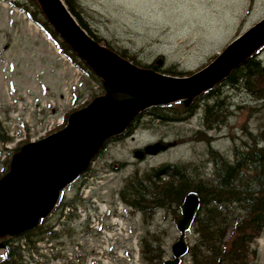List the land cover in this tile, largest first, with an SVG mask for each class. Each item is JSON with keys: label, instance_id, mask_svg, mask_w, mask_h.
I'll return each mask as SVG.
<instances>
[{"label": "rangeland", "instance_id": "374dc122", "mask_svg": "<svg viewBox=\"0 0 264 264\" xmlns=\"http://www.w3.org/2000/svg\"><path fill=\"white\" fill-rule=\"evenodd\" d=\"M80 2L95 33L112 47L129 50L131 54L138 56L142 65H152L160 61L164 69L178 64L183 71H195L205 66L238 35L264 18V0ZM260 55L264 59V51ZM82 77V71L59 53L57 46L36 23L29 20L19 9L13 8L11 0H0V121L15 139L14 143L7 146L10 151L64 129L66 117L69 118L67 114L86 107L85 103L90 102L91 97L74 104L73 90L79 86ZM83 89L81 88L78 94ZM229 96L230 114L227 113L224 122L219 125L221 130L214 128L210 131L203 128L202 132L206 140L224 154L233 144L243 147L242 143L247 138L248 130H264V102L260 105V110L254 111L253 107L258 105L254 104V101L253 105L242 107L243 110H239V115H236V104H240L239 94L231 91ZM196 122L197 116L180 123L155 122L153 126H149L152 131L139 128L136 133L130 134L121 142L109 144L103 156L93 163L98 176L87 181V188L83 191L81 186L78 192V186L71 185L66 189L67 198H73L76 193L79 196L84 194L80 196L83 205L79 213H87L85 219L76 222L77 225H82L83 230L79 229L77 238L65 239L66 247L61 248L62 254L77 252L74 247L76 245L81 246L78 254L83 252L88 255L92 252L93 257L97 253V241L102 240L101 236L105 238L107 234H101L97 227L88 224L89 218L96 217L100 219L99 226H109L110 230L114 229L116 232L111 234V239L115 240L110 243L108 250L114 258L121 260L118 261L119 264H140L137 247L143 233L142 217L123 205L117 192L123 186L124 178L135 170L143 172L164 163L184 162H191L199 169L202 164L205 168L208 167L209 162L205 156L207 145H198L205 138L194 140L197 141L196 148L187 144L191 140L189 138L183 140L185 145L178 144L175 140L178 137H189ZM210 135L226 137L212 143L213 138ZM160 138L171 144L169 150L157 156L149 155L146 160L135 157L136 150L152 145ZM246 145L249 146V143ZM9 152H5L2 157L0 154L2 177L6 175L3 173L7 163L14 156L12 151L10 155ZM200 160L203 162L200 163ZM106 168L115 170L108 171ZM154 222V228L170 230L169 239L165 240V260L171 259V247L178 240L179 232L174 222L169 223L164 213H158ZM187 240L191 241L190 234ZM49 244L45 242L42 246L49 247ZM101 244L102 242H99V245ZM255 246L259 250V263L264 264V232ZM102 247L103 245L99 246V252L104 250ZM133 252L131 260L129 257ZM62 263L65 264L64 259L57 264ZM183 264L190 263L185 258Z\"/></svg>", "mask_w": 264, "mask_h": 264}, {"label": "trees", "instance_id": "16d2710c", "mask_svg": "<svg viewBox=\"0 0 264 264\" xmlns=\"http://www.w3.org/2000/svg\"><path fill=\"white\" fill-rule=\"evenodd\" d=\"M63 1L80 26L101 46L112 50L137 66L149 68L165 75L191 74L182 72L178 64L165 69L156 64L142 65L138 56L131 54L127 49L120 50L112 47L104 38L95 33L89 18L85 16L86 12L80 0ZM11 5L13 8L19 9L29 20L35 22L55 43L60 53L64 54L82 71L81 82L73 90L74 104L86 97H91L90 102L85 103L87 106L95 98L106 94L105 82L61 39L37 0H11ZM224 82L227 83V88L222 91L221 95L219 93L212 94L214 100L227 99L228 109L229 94L232 90L237 92L242 88L244 92L253 97L254 104H258L253 107L254 111L261 109L260 105L264 102V60L257 53L235 69ZM85 85L86 87H84ZM81 88L84 89L78 94ZM215 91V89L210 90L202 96L215 93ZM211 108L215 107H207L209 110ZM78 110L71 111L67 116ZM182 110H186L183 104L165 105L152 108L144 114L152 112V124L149 126H153L155 122L166 123L167 115H175ZM227 113L230 114L229 109ZM141 116L137 117L136 121ZM208 116L205 122V128L208 130L219 126L225 118L222 116L221 122H217L211 115ZM66 118L65 123L67 124L68 117ZM162 118L164 119L161 120ZM169 122L180 123V120L171 119ZM253 133L248 134L246 138L249 146L246 143H242L243 147L233 144L226 154L212 149L206 150V159L208 162H212L206 168L199 169L191 162L164 163L143 172L135 170L134 173L124 178V184L118 190L117 196L126 207L131 208L142 217L141 230L143 233L139 239L142 264H164L167 255L165 240L169 239L170 230L154 228L155 218L158 213H164L169 219V223L172 224L174 219L180 215L181 206L191 192L198 194L201 206L189 232L191 241L188 254L185 257L186 261L190 264H260L259 250L255 244L264 232V130ZM188 138L180 140L176 138L175 140L183 145L186 143H183V140ZM202 138H205L203 144L207 145L206 143L210 142L203 134ZM14 141L15 139L11 136L8 128L0 121L1 157L5 155V152L10 151L7 146ZM20 149L17 147L11 151L15 155ZM105 149L101 151L100 156L103 155ZM9 163L10 160L4 174H7L10 169ZM106 170L108 169L106 168ZM113 170L115 169L110 168L108 171ZM91 173L93 176L98 174L95 169L89 168L86 174ZM86 174L82 175L80 183H74L75 186H78V192L86 182L83 180ZM65 193V191L62 192L61 201L59 200L60 203L58 202L56 209H53L54 212L52 211L50 216L42 219L35 229L12 238L0 236V264H38L41 261H46L47 255L40 245L51 240L55 243L52 256H56L57 259H67V252L62 254L63 249L61 248L66 247L64 246L66 245V243L64 244L65 239H74L79 229L83 230L80 223L76 224L79 221L77 209L83 205V200L78 193L73 198H67ZM67 209L70 213L66 216L64 212ZM68 216L70 219L66 220L64 217ZM61 242L63 246L60 244ZM56 248L59 250L57 251ZM80 257V255L77 256L78 259Z\"/></svg>", "mask_w": 264, "mask_h": 264}, {"label": "water", "instance_id": "95a60500", "mask_svg": "<svg viewBox=\"0 0 264 264\" xmlns=\"http://www.w3.org/2000/svg\"><path fill=\"white\" fill-rule=\"evenodd\" d=\"M37 1L61 39L105 82L107 91L73 113L63 130L24 145L12 157L9 172L0 180V236L15 237L35 229L53 211L61 192L89 169L106 142L122 135L140 114L178 101L189 105L264 46L262 19L204 69L192 76H168L101 46L81 28L63 0ZM164 148L160 143L149 145L135 157L157 155ZM200 206L197 193L187 195L174 219L179 238L171 247L172 258L164 264H181L187 256V234Z\"/></svg>", "mask_w": 264, "mask_h": 264}, {"label": "flooded vegetation", "instance_id": "af4514ba", "mask_svg": "<svg viewBox=\"0 0 264 264\" xmlns=\"http://www.w3.org/2000/svg\"><path fill=\"white\" fill-rule=\"evenodd\" d=\"M262 52H263V50L261 52H259L257 55H260ZM209 63L210 62H208L205 66H207ZM227 86H228L227 83H225L224 80H222L218 84L217 88H215V90H216L215 93H210V94H206L204 96L195 97L189 103V105H185L184 102L181 103L184 105L186 110L179 111L175 115L174 114L167 115L166 117L168 119H166L165 121L169 122L171 119L172 120L176 119V120H180V122H184V121L191 120L197 116V122H196L195 126L191 129L190 136H189V138L191 140L188 143L192 146V148H196L197 145H195V142H197V141H194V140H196L200 137L202 138V134L200 132H204L203 128H205V122L207 121V118L209 117L208 115H211L214 118V120L217 122H221L222 116H225V118L227 117V105H228L227 99H220V101H217V100H214L212 97V94L214 95V94L219 93L221 95L222 91H224V89H226ZM241 86H242V83H241ZM237 92L239 94L240 104H238V103L236 104V109H237L236 115H239V110L240 111L243 110L242 107H248V106L253 105L254 99L248 93L244 92L242 90V88L237 90ZM212 106H214L215 108L214 109L211 108L210 110L207 109V107H212ZM233 115H235V113H233ZM152 118H153L152 112L144 114L143 116L140 117V119H138L137 121H135L131 125V128L129 131L124 133L122 136L113 139V141H111V143L121 142L122 140L126 139L128 137V135H130L132 133H136L139 130V128H144L147 131H149L150 130L149 123H151ZM163 119L164 118H162L161 120H163ZM157 121H160V120H157ZM251 122H252V120H251ZM201 128H202V130H201ZM214 128H219V126H215ZM249 128H251V127H249ZM212 130H210V131H212ZM219 130H221V128H219ZM150 131H152V130H150ZM240 131L242 132V129ZM247 132H248V134H254L253 131H251V130H248ZM243 133H244V131H243ZM210 137L213 138V140H212V143H213V142H216L218 140L225 139L226 136L225 135H222V136H219V135L218 136H211L210 135ZM241 137L243 138V136H241ZM178 138H180V137H178ZM159 142H161L166 147L163 151H167L171 148V144L168 141L160 138V140L156 143H159ZM247 142H248V140L243 141V143H247ZM156 143H154V144H156ZM203 143L204 142H202L198 145L204 146ZM207 148L212 149L214 151L221 152L218 149H215L211 145V143L207 144ZM138 150H143V148L142 149L139 148ZM148 157L149 156L144 155L142 160H146ZM206 161H208V159H206ZM201 162H203V161L200 160V163ZM209 163H212V162L209 161ZM193 165H195V164H193ZM195 166H197V165H195ZM201 166H202L201 168L205 167V165H203V164ZM80 179H81V177H79L78 180L76 181L77 184H78V182L79 183L81 182Z\"/></svg>", "mask_w": 264, "mask_h": 264}, {"label": "bare ground", "instance_id": "6f19581e", "mask_svg": "<svg viewBox=\"0 0 264 264\" xmlns=\"http://www.w3.org/2000/svg\"><path fill=\"white\" fill-rule=\"evenodd\" d=\"M192 75H194V73H191V74H188V75H184L183 77H185V76H192ZM115 95H113V97H114ZM144 120V119H143ZM144 122V121H143ZM149 123V122H148ZM195 131V130H194ZM25 144H27V143H25ZM251 145V144H250ZM18 147V146H17ZM13 148V147H12ZM19 148V147H18ZM12 150V149H11ZM15 151V150H14ZM10 153H11V151L9 152V155H10ZM18 153V152H17ZM16 154V153H15ZM7 155V154H6ZM11 162V161H10ZM2 163V162H1ZM6 163V162H5ZM10 164V163H9ZM6 166V165H5ZM10 166V165H9ZM114 167V166H113ZM5 168V167H4ZM118 168V167H117ZM122 169V168H121ZM3 175H4V173H3ZM0 178H1V176H0ZM77 185V184H76ZM75 186V185H74ZM81 186V185H80ZM71 187V186H70ZM78 188V187H77ZM64 194V193H63ZM70 200V199H69ZM60 201H61V198H60ZM60 203V202H59ZM58 205V204H57ZM69 207H70V205H68ZM72 207V206H71ZM98 208V207H97ZM56 209V208H55ZM66 209V208H65ZM54 212V211H53ZM87 213V212H86ZM110 213V212H109ZM52 214V213H51ZM64 214H69L66 210H65V212H64ZM50 216V215H49ZM129 221V220H128ZM91 230V229H90ZM114 230V229H113ZM78 231V230H77ZM80 231V230H79ZM89 231V230H88ZM85 232V231H84ZM92 232V231H91ZM78 234L79 233H77V237H78ZM81 234V233H80ZM86 234H87V232H86ZM90 234V233H89ZM88 234V235H89ZM16 237V236H15ZM53 237V236H52ZM76 237V238H77ZM88 237H90V236H88ZM87 237V238H88ZM12 238V237H11ZM18 238V237H17ZM66 238V237H65ZM86 238V239H87ZM64 239V238H63ZM19 240H20V238H19ZM55 240V239H54ZM70 240H72V239H70ZM83 241H84V239H82ZM116 240H117V238H116ZM63 241V240H62ZM40 242V241H39ZM41 242H43V241H41ZM50 242H52V240L50 241ZM56 242V241H55ZM64 242V241H63ZM88 242V241H87ZM25 243V242H24ZM44 243V242H43ZM53 243V242H52ZM57 243H58V241H57ZM40 244V243H39ZM59 244V243H58ZM60 244H62V242L60 243ZM64 244H65V242H64ZM116 244V243H115ZM42 245H44V244H42ZM54 245V244H53ZM57 245V244H56ZM89 245V244H88ZM87 245V246H88ZM62 246H63V244H62ZM92 246V245H91ZM37 247V246H36ZM59 247V246H58ZM81 247V246H80ZM40 248V247H39ZM50 248V247H49ZM64 248V247H63ZM88 248V247H87ZM92 248V247H91ZM42 249V248H41ZM54 249H55V247H54ZM57 249V248H56ZM82 249H84L83 247H82ZM35 251H36V248L34 249ZM50 250V249H49ZM59 249H57V251H58ZM87 250V249H86ZM85 250V251H86ZM56 251V252H57ZM71 251H73V250H71ZM142 251V250H141ZM34 252V251H33ZM44 252V251H43ZM48 252V251H47ZM31 253V252H30ZM65 253V252H64ZM87 253V252H86ZM43 254V253H42ZM88 254V253H87ZM32 255V254H31ZM53 255V254H52ZM58 255V254H57ZM61 255V254H60ZM59 255V256H60ZM89 255V254H88ZM65 256V255H64ZM63 256V257H64ZM29 257V256H28ZM39 257H40V255H39ZM44 257V256H43ZM56 257V256H55ZM59 258V257H58ZM66 258H67V256H66ZM81 258V257H80ZM34 259V258H33ZM44 260V259H43ZM40 261V260H39ZM63 264V263H62Z\"/></svg>", "mask_w": 264, "mask_h": 264}, {"label": "built area", "instance_id": "2783aa9c", "mask_svg": "<svg viewBox=\"0 0 264 264\" xmlns=\"http://www.w3.org/2000/svg\"><path fill=\"white\" fill-rule=\"evenodd\" d=\"M95 225H96L97 228H99L98 222H95ZM89 264H92V259L89 261Z\"/></svg>", "mask_w": 264, "mask_h": 264}]
</instances>
